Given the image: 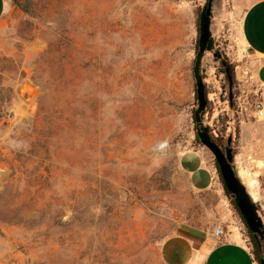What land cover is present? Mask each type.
<instances>
[{
  "label": "rangeland",
  "instance_id": "rangeland-1",
  "mask_svg": "<svg viewBox=\"0 0 264 264\" xmlns=\"http://www.w3.org/2000/svg\"><path fill=\"white\" fill-rule=\"evenodd\" d=\"M206 1L8 0L0 264H162L163 243L179 234L237 240L253 253L216 160L197 140ZM242 12L237 0H214L202 121L215 140L232 138L239 177L259 193L264 119L252 105L262 97L241 78L249 59L233 34ZM217 52L234 69L231 88Z\"/></svg>",
  "mask_w": 264,
  "mask_h": 264
},
{
  "label": "crops",
  "instance_id": "crops-1",
  "mask_svg": "<svg viewBox=\"0 0 264 264\" xmlns=\"http://www.w3.org/2000/svg\"><path fill=\"white\" fill-rule=\"evenodd\" d=\"M243 12L234 28V43L238 52L250 46V58L242 69L241 78L255 89L264 100V0H237ZM8 0H0V22ZM253 201L260 202L264 214V187L252 193ZM162 264H258L250 248L237 240L216 242L211 235L179 234L166 240L161 248Z\"/></svg>",
  "mask_w": 264,
  "mask_h": 264
},
{
  "label": "water",
  "instance_id": "water-1",
  "mask_svg": "<svg viewBox=\"0 0 264 264\" xmlns=\"http://www.w3.org/2000/svg\"><path fill=\"white\" fill-rule=\"evenodd\" d=\"M213 3L214 0H207L201 12L199 24V50L194 65V76L198 100V109L195 112L197 136L201 144L213 154L218 164L225 187L227 188L228 193L233 197L235 204L249 230L256 237L260 236L261 240L264 242V221L260 215L257 204L252 200L247 187L243 184L234 165V154L233 148L231 147L232 138L228 140V146L225 152H223L212 140L209 129L204 126L202 121V117L207 106L206 88L201 71L202 61L207 52H213L215 49V39L211 30ZM214 57L219 58L225 67V72L231 88L232 77L230 75V69L227 67V62L223 59L219 52L214 54ZM261 264H264V260H262Z\"/></svg>",
  "mask_w": 264,
  "mask_h": 264
},
{
  "label": "trees",
  "instance_id": "trees-1",
  "mask_svg": "<svg viewBox=\"0 0 264 264\" xmlns=\"http://www.w3.org/2000/svg\"><path fill=\"white\" fill-rule=\"evenodd\" d=\"M198 50H199V49H198ZM198 50H197V52H198ZM227 67L230 69V75H231V77H232V81L234 82V81H235L234 69H233V67L229 66L228 64H227ZM225 74H226V72H225ZM226 76H227V74H226ZM227 78H228V77H227ZM206 96H207V94H206ZM194 120H195V123H196L195 115H194ZM209 133H210V132H209ZM210 136H211V134H210ZM211 138H212V140L216 143V145H217L221 150H222V149H225V148L228 146V142H227V145H225L221 139H220V140H219V139H218V140H215L212 136H211ZM197 140L200 142L198 136H197ZM234 156H235V154H234ZM216 168H217V170H218V173H219L220 178H221V180H222V183H223V185H224V189H225V192H226L227 196L230 198V200L232 201V203L234 204V206L236 207V209L239 211V209L237 208V206H236V204H235V201H234L233 197L228 193L227 188L225 187V184H224V182H223V179H222V176H221V173H220V170H219V167H218L217 162H216ZM257 206H258V209H259V211H260V207H259V205H257ZM239 213H240V211H239ZM240 215H241V213H240ZM241 216H242V215H241ZM242 218H243V217H242ZM243 220H244V219H243ZM244 222H245V220H244ZM245 224H246V222H245ZM246 226H247V224H246ZM247 229H248V231H249V236H250V239H251V241H252V244H253V246H254V251H253L254 258H255V260H256V262H257L258 264H261V262H262V260H263V257H264V242H263V241H259V240H257L256 237H255V235L252 234L251 231L249 230L248 226H247Z\"/></svg>",
  "mask_w": 264,
  "mask_h": 264
},
{
  "label": "built area",
  "instance_id": "built-area-1",
  "mask_svg": "<svg viewBox=\"0 0 264 264\" xmlns=\"http://www.w3.org/2000/svg\"><path fill=\"white\" fill-rule=\"evenodd\" d=\"M250 50H251V47L248 46L246 47L244 50H243V57L246 58V59H249L250 58ZM242 99L239 98L238 99V109H239V114H243V109H244V106H243V103L245 101H241ZM252 111L255 115V117L258 119V120H262L264 119V100L263 99H257L253 105H252ZM224 230L219 228L215 231V234L214 236L217 238V239H221V237L224 236Z\"/></svg>",
  "mask_w": 264,
  "mask_h": 264
},
{
  "label": "flooded vegetation",
  "instance_id": "flooded-vegetation-1",
  "mask_svg": "<svg viewBox=\"0 0 264 264\" xmlns=\"http://www.w3.org/2000/svg\"><path fill=\"white\" fill-rule=\"evenodd\" d=\"M217 59H219V58H217ZM219 60H220V59H219ZM231 147H232V146H231ZM226 148H227V147H226ZM226 148H225V149H222V151L225 152ZM233 154H234V151H233ZM255 237H256V236H255ZM256 239L259 240V241H262L261 238H260V236H257Z\"/></svg>",
  "mask_w": 264,
  "mask_h": 264
}]
</instances>
